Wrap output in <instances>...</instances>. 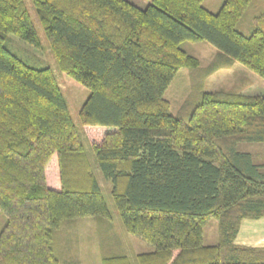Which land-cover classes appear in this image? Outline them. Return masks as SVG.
Wrapping results in <instances>:
<instances>
[{
    "label": "trees",
    "instance_id": "trees-1",
    "mask_svg": "<svg viewBox=\"0 0 264 264\" xmlns=\"http://www.w3.org/2000/svg\"><path fill=\"white\" fill-rule=\"evenodd\" d=\"M203 1L31 0L57 68L89 89L79 119L122 227L152 246L100 264H264V246L234 243L264 215V162L237 149L264 142V94L203 92L186 117L164 97L199 64L186 41L217 49L210 70L237 61L264 79V9L245 32L251 0ZM9 33L39 45L24 0H0V264H62V223L111 214L51 69L7 49Z\"/></svg>",
    "mask_w": 264,
    "mask_h": 264
},
{
    "label": "rangeland",
    "instance_id": "rangeland-1",
    "mask_svg": "<svg viewBox=\"0 0 264 264\" xmlns=\"http://www.w3.org/2000/svg\"><path fill=\"white\" fill-rule=\"evenodd\" d=\"M139 7H145L149 0H129ZM223 0H204L203 5L211 11H216ZM26 9L36 30L39 45L35 46L15 34L9 33L4 39V46L13 54L24 60L28 65L41 68L49 67L60 88L63 100L66 104L72 122L75 126L80 142L88 155L92 167L101 188L102 196L106 202L112 220H106L107 223L113 221L114 226L107 230H113L116 235L121 237L123 227L119 221L117 209L110 195V183L104 179L101 174L95 157L92 153L86 130L79 119V110L89 94V89L81 82L75 80L67 73L59 70L54 62L48 40L38 21L37 14L31 0H24ZM264 9V0H251L242 17L239 27L243 31H249L253 26V16L258 15ZM182 47L194 54L199 59V64L195 68L181 67L176 72L171 83L164 92V97L170 102L171 112L186 117L189 108L197 102L203 92L233 91L243 95L264 94V79L255 72L234 61L226 66H219L216 69H209L214 62L217 49L206 41L184 42ZM239 151H247L256 155V161L264 162V142H240L237 145ZM102 219V216H96ZM92 218H78L64 221L62 230L73 234L70 239L76 250L82 254L80 264H100L99 260L94 262L97 250H82V243H95L102 235H98L95 223ZM5 222V215L0 211V230ZM70 222V223H69ZM100 225V224H99ZM127 243L132 252L149 250L152 246L139 237L133 235ZM122 241L123 237H121ZM138 239V240H137ZM202 239L204 244H216L218 242L217 223L215 218H210L204 224L202 229ZM76 241V242H75ZM139 241L144 247L139 245ZM70 243V244H71ZM78 244L79 246H76ZM81 246V247H80ZM88 249V248H87ZM131 253V254H134ZM92 255L94 259H91ZM68 256V255H66ZM67 261L62 264H70L71 258L66 257Z\"/></svg>",
    "mask_w": 264,
    "mask_h": 264
},
{
    "label": "crops",
    "instance_id": "crops-1",
    "mask_svg": "<svg viewBox=\"0 0 264 264\" xmlns=\"http://www.w3.org/2000/svg\"><path fill=\"white\" fill-rule=\"evenodd\" d=\"M82 218H92V220H94L93 222L95 223V228L97 229V233H98L97 236L102 235V237L97 239L95 243H92L90 241V243L87 244L89 241H86L85 243L80 244L82 245V247L80 246L82 250H90V251L97 250L98 252L96 253L97 259L96 257L94 259L93 255L91 257V259H94V262L96 260H99L100 262V257L105 251L126 252L128 254L134 253L132 252V249L130 250L128 246L129 244L127 243V241H129L131 237H134L132 234L127 233L125 230L121 231V237H123L124 240L122 241L121 237L119 235H116L113 232V230H107L108 228L114 226L113 221H111V223H107L106 221V220H112L111 218H106V217H103L102 219L98 217H82ZM59 232H60L59 237H62L63 239L65 238L71 239L73 236V234L68 233L69 231L60 230ZM234 243L238 245L264 246V215L256 219H249V218L243 219L240 223V227L234 239ZM73 244L71 243L69 245L67 241L64 243L62 242V244L59 243L58 244L59 251L64 255L72 254L73 255V256L71 255L72 261H74L75 264H80L81 263L80 258L82 254L79 252V250H76V248L73 247L74 246ZM139 245L142 248L144 247V245H142L140 241H139ZM69 246H71L70 250H68ZM76 246L79 245L76 244ZM138 252L141 251H137L135 253Z\"/></svg>",
    "mask_w": 264,
    "mask_h": 264
}]
</instances>
